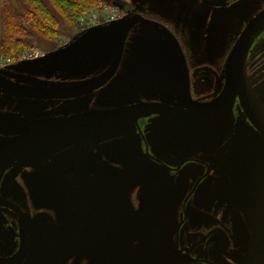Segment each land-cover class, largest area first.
I'll use <instances>...</instances> for the list:
<instances>
[{"label":"flooded vegetation","instance_id":"flooded-vegetation-1","mask_svg":"<svg viewBox=\"0 0 264 264\" xmlns=\"http://www.w3.org/2000/svg\"><path fill=\"white\" fill-rule=\"evenodd\" d=\"M217 1L191 0L194 11L186 9V15L177 16L179 22L167 20L169 15L164 18L131 9L132 14L159 22L176 38L187 65L192 103H207L221 92L231 47L245 25L264 9V0ZM199 7L202 10L196 12ZM240 10L254 14L242 23L231 45V15ZM211 16L216 21L220 17L219 40L231 46L221 69L209 67L211 72L202 74L193 65L184 31L194 27L190 19ZM140 26L146 27L140 23L134 27ZM147 27L168 43L159 31ZM73 37H67V43ZM262 41L264 30L248 51L247 76L264 106L258 92V84L264 89ZM60 47L42 51L35 62L0 58V264H264V137L237 98L232 107V133L208 136L194 125L191 132H182L178 121H163L150 113L138 117L131 131L96 143L68 145L43 157L2 158L8 152L6 141L25 136L27 126L38 119L138 102L186 108L177 102L181 92L178 69L174 81L167 77L161 85L155 84L151 73L143 70L140 75L135 70L136 77L150 80L155 93L149 95L141 85L145 97L133 85L114 78L118 68L105 83L78 96L26 97L10 91L77 86L110 66L111 59L93 77L55 84L59 75L76 72L88 60L73 71L45 68L44 62ZM255 59L260 60L259 77L250 70ZM107 84L114 93L107 106L76 111L77 106L67 104L78 100L87 105L88 97ZM215 136L224 137L210 140ZM208 137L210 141L203 143ZM12 189L26 199L33 189L41 195L38 207L13 196Z\"/></svg>","mask_w":264,"mask_h":264},{"label":"water","instance_id":"water-1","mask_svg":"<svg viewBox=\"0 0 264 264\" xmlns=\"http://www.w3.org/2000/svg\"><path fill=\"white\" fill-rule=\"evenodd\" d=\"M216 4L217 0H202ZM140 23L159 31L167 40L175 55L180 73L181 92L177 102L182 101L185 109L168 108L155 102H138L115 108L92 109L62 117H47L31 122L25 136L6 141L8 150L5 161L19 157H43L72 144L96 143L114 134L128 132L140 116L157 113L159 119L178 121L180 131L191 132L193 125L197 132L209 136L212 133L233 131L232 107L237 98L244 113L264 137V106L254 93L247 76V54L251 44L264 30V9L258 12L242 29L225 60V82L221 92L207 103H192L188 93L187 65L174 35L157 21L130 14L112 20L107 24L91 26L75 35L69 43L50 54L43 66L51 71H73L87 60L95 49L111 59L110 66L89 81L66 88L51 90L19 89L10 91L21 96L73 97L88 93L105 83L116 71L122 59L124 45L130 30ZM49 64V68L46 64ZM41 66V68H43ZM229 120V121H228ZM26 129V130H27ZM224 136L208 137L203 140H220ZM210 138V140H209Z\"/></svg>","mask_w":264,"mask_h":264},{"label":"rangeland","instance_id":"rangeland-1","mask_svg":"<svg viewBox=\"0 0 264 264\" xmlns=\"http://www.w3.org/2000/svg\"><path fill=\"white\" fill-rule=\"evenodd\" d=\"M15 1L18 2L19 0ZM195 6L191 3V0H101L96 9L90 11L88 14H81L76 18L79 25L76 26L72 35L75 36L82 30L91 26L107 24L112 20L130 15L132 14L131 9H133V7L138 10H146L159 17L163 16L165 18L166 16L164 15H169V19L167 18V20L172 21L174 19L173 22H179L177 16L181 15V13L186 15L185 12L187 10L194 11L193 7ZM200 7L197 8L196 12L202 10ZM2 13L3 5L2 0H0V27ZM253 14V11L244 12L243 10H240L237 13H234V16L231 15V45L232 40L240 31L242 23ZM111 15L113 18L110 17ZM197 18L190 19L194 27L188 28L184 31V33H188V36L186 35V48L191 53L194 67L200 70L199 73L208 74L211 72L208 70L209 67L214 70L221 69L222 62L224 61L223 58L231 45L228 43L226 44L225 41H222L221 43L219 40L220 34L218 31L220 17H218L217 21L213 16L208 19L200 18L198 21ZM58 19L60 29L65 28L63 17L58 16ZM64 31L60 32L58 35H51L49 38L35 40L33 47L30 49L38 48L39 51L41 50V53L39 52L33 56H27L25 57V60L35 62V60L42 56V51H49L54 47H62L69 41L67 39L69 36L66 35ZM260 46L264 47V41H262ZM109 60L110 57L101 56L100 51L95 49L80 69L71 74L59 75L60 80L55 84L65 85L79 83L85 79L93 77L107 66ZM259 61V59H255L254 62L250 64L251 72L253 75H257V77L260 76L261 72ZM176 69V60L169 44L161 36L157 35L153 29L140 26L132 29L114 78L133 85L138 89L139 95L145 97L146 93L141 86L143 85V87L145 86V88H147L148 94L152 96L155 93L150 86V80H148L146 76L141 77V79L140 77H136L134 71L137 70L140 75L143 70L146 74L151 73V78L155 81V84L161 85L165 84L163 79L167 77L174 81L176 77ZM258 85L260 86V84ZM201 86L203 87V84H201ZM259 86L258 92L264 97V89L260 90ZM97 91V93L91 94L88 97L86 101L87 105L78 102V100H70L67 104L77 106L76 111H79L89 107L107 106L110 101L114 100V93L109 84ZM43 113H45V111ZM10 193L13 196L22 198L21 201L25 202L28 206L35 205L38 207V198L41 195H36L33 189L30 190L31 194L29 193L31 195L30 199H26L14 189H12ZM251 259L253 258L251 257L250 260Z\"/></svg>","mask_w":264,"mask_h":264},{"label":"trees","instance_id":"trees-1","mask_svg":"<svg viewBox=\"0 0 264 264\" xmlns=\"http://www.w3.org/2000/svg\"><path fill=\"white\" fill-rule=\"evenodd\" d=\"M101 0H2L0 58L17 60L35 40L60 32L71 36L81 14H88ZM58 16L65 28L60 29ZM59 25V26H58ZM62 30V31H61Z\"/></svg>","mask_w":264,"mask_h":264},{"label":"built area","instance_id":"built-area-1","mask_svg":"<svg viewBox=\"0 0 264 264\" xmlns=\"http://www.w3.org/2000/svg\"><path fill=\"white\" fill-rule=\"evenodd\" d=\"M109 16V15H108ZM111 18H113V16L111 15L110 16ZM107 20H109V19H107ZM37 53H39V50L38 49H32V50H26V51H24L21 55H20V58L21 59H25V57H27V56H33V55H35V54H37Z\"/></svg>","mask_w":264,"mask_h":264}]
</instances>
